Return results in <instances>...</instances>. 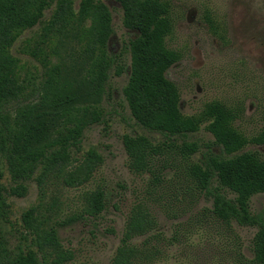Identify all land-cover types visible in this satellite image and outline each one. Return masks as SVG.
Listing matches in <instances>:
<instances>
[{
  "label": "trees",
  "instance_id": "1",
  "mask_svg": "<svg viewBox=\"0 0 264 264\" xmlns=\"http://www.w3.org/2000/svg\"><path fill=\"white\" fill-rule=\"evenodd\" d=\"M115 1L123 11V25L133 32L127 65L113 48V13L106 2L0 0V161L13 182L9 187L0 183V220H7L10 212L7 196L24 195L27 181L36 180L42 190L51 177L64 176L66 184L81 185L93 176L102 155L90 150L73 166V150L81 148L87 127L108 123L102 98L109 79L112 73L128 72L124 98L135 123L148 132L123 135L129 168L149 174L150 186L157 189L179 161L193 189L212 197L217 219L229 226L236 221L257 227L250 264H264V210L250 209L252 196L264 193V158L244 150L249 143L264 144V125L248 138L235 125L241 109L218 99L197 114L183 113L179 87L167 76L182 57L167 42L174 29L170 3ZM46 10H51L49 17ZM36 27L19 48L36 62L30 67L11 49L25 31ZM68 47L80 49L79 56L85 57L73 59ZM202 123L214 137L204 150L192 139ZM111 199L109 189L97 188L88 196V211L101 213ZM22 221L34 235L32 243L11 247L0 236V264H68L74 258L54 227H41L35 206L23 212ZM158 228L150 207L135 204L113 264H152L162 255L157 243L167 240L155 232ZM139 237L144 239L135 242Z\"/></svg>",
  "mask_w": 264,
  "mask_h": 264
},
{
  "label": "rangeland",
  "instance_id": "2",
  "mask_svg": "<svg viewBox=\"0 0 264 264\" xmlns=\"http://www.w3.org/2000/svg\"><path fill=\"white\" fill-rule=\"evenodd\" d=\"M101 1L112 9L113 48L123 54L127 65L133 32L123 25V11L115 0ZM165 1L170 3L174 22L167 42L182 56L167 76L179 87L183 113L197 114L212 100H222L241 109L236 127L248 138L257 135L264 125V0ZM50 12L46 10V17ZM35 30L37 27L25 31L11 49L30 67L36 62L19 48ZM68 50L75 60L85 57L79 56L80 49ZM128 79V72L112 73L102 98L108 123L87 127L81 148L73 150V166L90 150L102 155L93 176L81 185L66 184L64 176L51 177L42 190L36 180L27 181L24 195L7 196L10 212L7 220H0V236L7 238L11 247L30 245L34 235L25 228L22 215L35 206L41 227H54L62 245L74 252L68 264H113L129 213L135 204L144 202L158 219L155 232L167 239L157 243L162 255L152 264H250L257 227L241 226L236 221L229 226L217 219L211 211L212 197L193 189L179 161V167L168 171L164 184L157 189L150 186L149 174L129 168L123 135L148 132L131 117L123 94ZM206 125L202 123L192 135L203 150L204 144L214 140ZM214 149L218 150L216 146ZM244 150L264 158V144L249 143ZM199 156L197 153L194 159ZM0 183L13 185L4 160L0 161ZM97 188L109 189L112 199L105 210L94 215L88 211V196ZM250 209L264 210V193L252 196ZM33 248L38 250L36 245Z\"/></svg>",
  "mask_w": 264,
  "mask_h": 264
}]
</instances>
